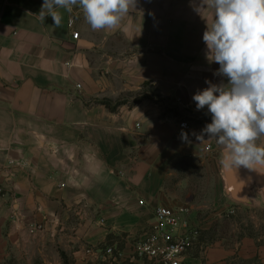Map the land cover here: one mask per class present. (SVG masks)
I'll use <instances>...</instances> for the list:
<instances>
[{
    "label": "crops",
    "instance_id": "crops-1",
    "mask_svg": "<svg viewBox=\"0 0 264 264\" xmlns=\"http://www.w3.org/2000/svg\"><path fill=\"white\" fill-rule=\"evenodd\" d=\"M42 3L0 0V264H151L135 248L155 209L189 207L195 224L205 208L196 203L198 169L208 174L207 200L220 186L235 205L264 207L257 186L244 202L228 194L221 147L197 139L211 114L193 95L206 80L228 83L207 57L213 12L199 10L202 0H136L115 31H93L78 7L59 9V27L41 22ZM148 88L159 102L128 98L116 112L101 104ZM30 224L43 230L32 236ZM192 252L182 264H202ZM210 256L220 263L230 254Z\"/></svg>",
    "mask_w": 264,
    "mask_h": 264
},
{
    "label": "clouds",
    "instance_id": "clouds-1",
    "mask_svg": "<svg viewBox=\"0 0 264 264\" xmlns=\"http://www.w3.org/2000/svg\"><path fill=\"white\" fill-rule=\"evenodd\" d=\"M213 12L203 41L209 61L219 64L214 75L228 83L213 84L192 97L197 110L207 107L211 122L197 135L201 142L214 139L227 168L264 169V0H202L199 8ZM78 7L93 31H115L136 0H43L38 19L51 17L59 27L62 13ZM180 138L187 141L188 133Z\"/></svg>",
    "mask_w": 264,
    "mask_h": 264
},
{
    "label": "rangeland",
    "instance_id": "rangeland-1",
    "mask_svg": "<svg viewBox=\"0 0 264 264\" xmlns=\"http://www.w3.org/2000/svg\"><path fill=\"white\" fill-rule=\"evenodd\" d=\"M146 91L154 101H160V96L154 90L148 88ZM128 98L130 105L141 99L131 94L120 100L126 102ZM194 177L200 190V200H196V203L200 207L205 206L195 212V224L200 229L201 238L213 245H198L192 253L202 264H264V207L235 205L225 197L220 186L215 195L211 194L217 199L209 201L208 196L201 193L208 183L207 172L198 169L194 171ZM249 242H253L254 247L247 245ZM215 249L227 251L230 257L220 263L212 262L210 252Z\"/></svg>",
    "mask_w": 264,
    "mask_h": 264
},
{
    "label": "built area",
    "instance_id": "built-area-1",
    "mask_svg": "<svg viewBox=\"0 0 264 264\" xmlns=\"http://www.w3.org/2000/svg\"><path fill=\"white\" fill-rule=\"evenodd\" d=\"M76 20L71 18L68 27L73 40L79 39L75 29ZM80 87V86H79ZM180 127L190 130L189 122H182ZM193 212L189 207H158L154 211L155 222L144 239L136 244V255L151 264H182L185 256L190 254L200 243L201 232L192 221ZM43 230L41 224H30L28 233L37 235ZM107 253L111 255L112 249Z\"/></svg>",
    "mask_w": 264,
    "mask_h": 264
},
{
    "label": "water",
    "instance_id": "water-1",
    "mask_svg": "<svg viewBox=\"0 0 264 264\" xmlns=\"http://www.w3.org/2000/svg\"><path fill=\"white\" fill-rule=\"evenodd\" d=\"M235 174L226 167L227 192L237 202H244L245 196L257 186L264 190V169H248L239 166Z\"/></svg>",
    "mask_w": 264,
    "mask_h": 264
},
{
    "label": "trees",
    "instance_id": "trees-1",
    "mask_svg": "<svg viewBox=\"0 0 264 264\" xmlns=\"http://www.w3.org/2000/svg\"><path fill=\"white\" fill-rule=\"evenodd\" d=\"M145 99H150V98H149V95H144V96H142L141 99H140L138 102H136V103L138 104V103L142 102V101L145 100ZM101 104H103L104 106H106L110 111H112V112H116L117 109H118L119 107L125 105L126 102H124V101H119V102L113 104L111 101L104 100V101L101 102ZM207 243H210V242H207Z\"/></svg>",
    "mask_w": 264,
    "mask_h": 264
}]
</instances>
